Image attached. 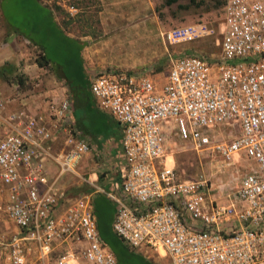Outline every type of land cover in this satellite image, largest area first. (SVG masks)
Listing matches in <instances>:
<instances>
[{
	"label": "built area",
	"instance_id": "obj_1",
	"mask_svg": "<svg viewBox=\"0 0 264 264\" xmlns=\"http://www.w3.org/2000/svg\"><path fill=\"white\" fill-rule=\"evenodd\" d=\"M218 54L170 60L163 82L152 75L104 70L90 78L97 106L119 124L126 172L116 191L112 227L137 253L167 264H264V0H224ZM215 33L206 21L169 28L165 41L191 42ZM44 114L8 110L0 92V218L17 228L12 264L34 248L45 264H118L101 239L93 194L69 196L64 175L90 151L71 121L68 99L50 100ZM228 127V139L216 137ZM57 133L65 146L53 151ZM172 134L196 153L232 164L250 160L234 189L218 197L206 179L183 178L167 152ZM57 173L50 178L43 160ZM220 192V193H221Z\"/></svg>",
	"mask_w": 264,
	"mask_h": 264
},
{
	"label": "rangeland",
	"instance_id": "obj_2",
	"mask_svg": "<svg viewBox=\"0 0 264 264\" xmlns=\"http://www.w3.org/2000/svg\"><path fill=\"white\" fill-rule=\"evenodd\" d=\"M39 1L52 10L55 20L68 36L85 42L82 53L87 78L104 70H122L129 73L145 72L157 82H163L171 59L186 53L212 57L220 51L217 27L222 17L224 0H176L172 3L166 0ZM199 21L208 22L214 27L215 33L176 44L162 37L163 31L169 28ZM37 35H48L52 42H59L53 34L38 32ZM39 54L37 45L9 29L0 11V64L12 62L27 78L24 85L0 79V92L7 102L8 110L26 109V101H30L37 90H46L53 84L56 87L63 85L52 66L37 65ZM49 56L62 57L50 52ZM64 98L68 99L71 106L69 97ZM29 104L32 105L31 102ZM228 134L229 128L221 127L216 137L228 139ZM167 152L173 155L174 166L181 177L206 179L213 188L221 186L222 192L218 189L210 191L216 197L234 189L252 165L243 156L232 164H226L210 151L196 153L176 134L168 137ZM76 191L74 189L73 192ZM68 195L74 196L72 192ZM16 230L10 220L0 218V264H12L8 258V244ZM137 254L155 264H166L165 258L142 252ZM25 255L26 264H43L34 248L29 251L25 249ZM45 264H54L53 258H49Z\"/></svg>",
	"mask_w": 264,
	"mask_h": 264
},
{
	"label": "trees",
	"instance_id": "obj_3",
	"mask_svg": "<svg viewBox=\"0 0 264 264\" xmlns=\"http://www.w3.org/2000/svg\"><path fill=\"white\" fill-rule=\"evenodd\" d=\"M175 1L166 0L167 3ZM0 11L11 31L37 45L40 50L39 57L36 59L38 66H52L56 77L65 81L75 98L87 96L89 82L80 57V51L85 46L84 41L70 38L55 20L52 10L39 0H0ZM28 31L31 33L29 34ZM38 32L53 34L52 36L59 41L58 44L52 42L48 35L38 36ZM49 52L54 53L55 56L61 55L62 59L49 56ZM0 79L19 85H24L27 80L15 64L8 61L0 64ZM113 211V205L105 197L99 196L94 200V212L100 237L110 246L118 264H155L130 250L112 230Z\"/></svg>",
	"mask_w": 264,
	"mask_h": 264
},
{
	"label": "crops",
	"instance_id": "obj_4",
	"mask_svg": "<svg viewBox=\"0 0 264 264\" xmlns=\"http://www.w3.org/2000/svg\"><path fill=\"white\" fill-rule=\"evenodd\" d=\"M82 50L80 51V57L82 58L83 68L86 74ZM59 80L63 81V85L56 87L53 84V87L46 90H37V94L33 95L30 101H26V109L35 114H44L50 100L57 101V99L64 98L65 96L69 97L71 102V121L78 126L79 136H83L87 140L90 145V151L77 164V170L80 176L66 174L60 178L58 186L63 188L67 195L70 192L74 196L83 193H92L94 197L93 206L94 200L97 197H105L114 207L111 221L112 227L115 204L109 200L105 193L97 191L96 188L99 187L105 191H116L122 183L126 172V165L121 145L122 134L120 126L109 113L101 110L97 106L96 100L90 92L89 85L87 96L82 95L77 99L65 81L62 79ZM87 80L89 82L90 77ZM36 84L40 85V83ZM22 103L25 105V102ZM50 144L53 151L61 150L65 146L63 137L57 133L53 134L50 139ZM43 165L50 178L56 175L58 170L57 166L50 158L43 160ZM74 189L77 191L73 192ZM150 255L160 257L154 253Z\"/></svg>",
	"mask_w": 264,
	"mask_h": 264
}]
</instances>
